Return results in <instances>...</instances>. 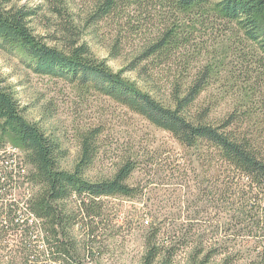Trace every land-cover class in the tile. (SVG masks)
<instances>
[{
  "label": "rangeland",
  "instance_id": "374dc122",
  "mask_svg": "<svg viewBox=\"0 0 264 264\" xmlns=\"http://www.w3.org/2000/svg\"><path fill=\"white\" fill-rule=\"evenodd\" d=\"M102 1L0 0V8L32 11L29 27L50 46L62 47V28L75 26L76 38L90 46L98 62L171 107L173 91L186 90L206 71L208 84L192 111L208 109L214 124L235 113L240 117L235 126L264 142V52L257 43L211 17L199 21L195 10L177 12L166 0H119L107 15L97 17ZM166 25H178L177 31L189 40L175 42L167 59H142L133 70L138 56ZM116 41L122 47L118 56L112 52ZM25 59L18 52L0 50V87L12 92L24 117L54 140L60 168L75 169L90 134L94 159L86 178L111 179L128 161L137 166L128 179L137 194L99 199L87 224L75 226L70 264H144L151 225L161 231L163 247L154 264H251L256 259L264 231L251 221L257 217L252 213L244 216L248 222L234 226L239 211L216 200V175L222 169L209 151L182 146L170 132L121 103L92 88L40 74ZM5 151L24 157L9 142ZM67 204L77 207L74 201ZM26 219L29 236L0 240V264H64L46 253L42 221L32 215ZM26 245L33 252L28 261Z\"/></svg>",
  "mask_w": 264,
  "mask_h": 264
},
{
  "label": "trees",
  "instance_id": "16d2710c",
  "mask_svg": "<svg viewBox=\"0 0 264 264\" xmlns=\"http://www.w3.org/2000/svg\"><path fill=\"white\" fill-rule=\"evenodd\" d=\"M117 1L103 0L97 17L107 15ZM166 1L177 12L195 10L201 22L211 17L220 25L234 26L238 29L237 35L243 32L244 39L257 43L264 52V0ZM31 15L32 11L25 8H0V50L22 54L28 66L40 74L62 78L110 97L170 132L182 146L205 148L222 169L216 175V194L219 193L216 200L229 203L234 211H239L234 226L248 222L244 216L252 213L257 217L249 219L264 231V142L239 130L235 125L240 117L235 113L229 114L221 124H214L209 121L208 109L198 113L192 111L208 84L209 73H199L186 90L180 86L176 88L171 107L136 82L125 79L120 72H114L104 62H98L90 46L81 44L76 38L75 26L62 28V47L45 43L29 27ZM177 26L166 25L138 56L132 69H138L142 59L152 56L167 59L175 42L189 40V35L177 31ZM121 51L119 41L114 42L112 52L115 56ZM0 132V240L29 236L31 228L26 218L32 215L42 221L46 253L54 261L70 264L75 258L73 244L69 241L75 226L87 224L98 210L99 199L134 196L138 192L128 183L137 167L134 161L125 162L111 179L92 181L85 177L94 159L92 134L84 138L81 159L75 169L60 168V154L54 140L38 124L24 117L13 93L2 87ZM8 142L22 150L24 157L7 154ZM26 164L29 170H25ZM17 191L18 195L14 196ZM70 201L77 202L75 209L69 208ZM221 203H218L220 208ZM150 229L144 264H154L163 254V247L159 245L161 231L155 225ZM26 249L25 261H28L33 252L28 245ZM250 263L264 264V246Z\"/></svg>",
  "mask_w": 264,
  "mask_h": 264
}]
</instances>
